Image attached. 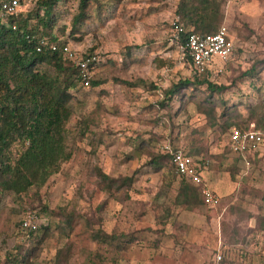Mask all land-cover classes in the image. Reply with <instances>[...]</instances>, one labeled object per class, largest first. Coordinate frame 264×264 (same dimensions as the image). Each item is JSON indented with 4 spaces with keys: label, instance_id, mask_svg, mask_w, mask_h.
<instances>
[{
    "label": "rangeland",
    "instance_id": "rangeland-1",
    "mask_svg": "<svg viewBox=\"0 0 264 264\" xmlns=\"http://www.w3.org/2000/svg\"><path fill=\"white\" fill-rule=\"evenodd\" d=\"M38 1L23 0L21 10ZM179 1L91 0L74 31L80 0H59L53 30L78 54L100 58L92 76L98 85L71 91V159L40 189L0 194V264L20 249L28 264H85L88 253L100 264H264V146L248 164L224 146L233 129L226 124L264 113V0H217L219 27L234 48L215 63L220 93L204 84L171 94L180 81L195 82L170 42ZM20 149L12 147L14 157ZM177 150L207 160L217 207L176 205L182 179L170 164L156 169L150 160ZM100 172L132 181L105 190ZM28 214L36 216L39 244L21 232ZM96 231L134 241L118 252L93 242Z\"/></svg>",
    "mask_w": 264,
    "mask_h": 264
},
{
    "label": "trees",
    "instance_id": "trees-1",
    "mask_svg": "<svg viewBox=\"0 0 264 264\" xmlns=\"http://www.w3.org/2000/svg\"><path fill=\"white\" fill-rule=\"evenodd\" d=\"M90 1L80 0L78 14L73 18L74 31L85 20ZM58 2L59 0H40L34 10L25 12L21 10L24 3L20 0L18 13L10 16L6 23H0L1 195L11 193L20 196L32 188H42L60 164L72 157V153L67 151L65 126L71 116V91L81 86L79 69L64 59L60 52H51L47 47L40 53L36 52L40 38L58 45L68 43L53 30ZM220 7L217 0H180L175 14L184 29L182 43L191 32L202 35L217 33L222 21ZM193 76V84L188 80L180 81L170 93H175L179 88L204 84L211 92L220 93V87L210 79L209 71L204 74L193 73ZM97 85L91 78L90 86ZM210 113H214L213 108ZM260 115L262 116L257 117L256 111L251 110L248 120L239 124H226L225 130H248L252 125L256 129H263L264 113ZM16 144L21 149L15 151L14 157L12 147ZM171 159L169 153L155 155L150 164L156 169L170 164L174 170ZM98 176L105 190L118 186L119 182V187H127L132 181L127 178L117 181L101 172ZM197 188L201 191L200 186L183 179L176 205L189 209L197 207L202 201ZM37 231L38 229L21 232L35 245L42 241L34 236ZM90 238L97 244L115 246L118 252L134 241L128 235L101 231L92 232ZM20 247L23 246L20 244ZM102 261L104 259L97 254L88 253L85 264H100ZM3 264H28V259L20 249L13 255L8 254Z\"/></svg>",
    "mask_w": 264,
    "mask_h": 264
},
{
    "label": "built area",
    "instance_id": "built-area-1",
    "mask_svg": "<svg viewBox=\"0 0 264 264\" xmlns=\"http://www.w3.org/2000/svg\"><path fill=\"white\" fill-rule=\"evenodd\" d=\"M20 6V0H0V23H6L10 16L16 15ZM170 30V42L178 47L193 73L204 74L209 71L212 77L220 74L222 70L216 67L215 63L226 61L234 51L225 26L220 27L217 33L213 35L191 32L186 35L183 43L181 36L184 29L178 18L172 21ZM37 44L36 52L38 53L46 47L51 52H60L64 59L79 69L81 86L83 88L90 87L93 72L101 63L98 56L78 54L68 43L58 45L50 43L46 38L38 39ZM227 146L233 156L248 164L249 158L257 154L264 146V128L256 129L253 125L248 130L233 128L227 135ZM168 153L172 157L171 163L176 175L200 186L203 203L210 208L217 207L220 199L203 180L200 174L201 164L181 150ZM36 223V216L28 214L27 217L22 219L20 229L34 231L37 229ZM218 260H220V256H218Z\"/></svg>",
    "mask_w": 264,
    "mask_h": 264
},
{
    "label": "crops",
    "instance_id": "crops-1",
    "mask_svg": "<svg viewBox=\"0 0 264 264\" xmlns=\"http://www.w3.org/2000/svg\"><path fill=\"white\" fill-rule=\"evenodd\" d=\"M193 73V72H192ZM211 74V73H210ZM211 80L213 79L212 78V74H211ZM227 138V137H226ZM225 147H227V149H228V146H227V139L225 140V145H224ZM228 151H229V149H228ZM185 153V152H184ZM186 154V153H185ZM187 155H189V154H187ZM190 156V155H189ZM239 160V162L241 163V164H245V162L244 161H242V160H240V159H238ZM198 163H200L201 164V166H202V168L200 169V174H201V176H202V178H203V180L206 182L207 180H206V175H207V167H208V163H207V160H204V161H200V160H198L197 161ZM205 163H206V165H205ZM177 176V175H176ZM183 180V179H182ZM215 188H218L220 185H218V183H215L214 182V185H213ZM221 190H223V189H220L219 190V192L221 193ZM213 192L218 196V194L216 193V191L215 190H213ZM219 197V196H218Z\"/></svg>",
    "mask_w": 264,
    "mask_h": 264
}]
</instances>
